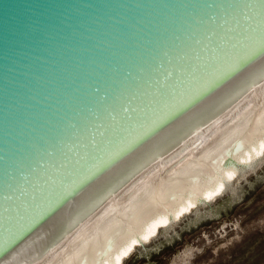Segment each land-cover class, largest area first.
<instances>
[{"label":"water","instance_id":"water-1","mask_svg":"<svg viewBox=\"0 0 264 264\" xmlns=\"http://www.w3.org/2000/svg\"><path fill=\"white\" fill-rule=\"evenodd\" d=\"M260 3L0 0V264H92L264 133L258 57L66 197L41 167L63 143L76 142L70 160L89 134L106 143L92 126L112 109L142 117L149 97L138 89L162 86L165 72L187 83L195 57L184 53L207 55L200 41Z\"/></svg>","mask_w":264,"mask_h":264},{"label":"snow or ice","instance_id":"snow-or-ice-1","mask_svg":"<svg viewBox=\"0 0 264 264\" xmlns=\"http://www.w3.org/2000/svg\"><path fill=\"white\" fill-rule=\"evenodd\" d=\"M239 8L238 15L226 19L218 25V30L205 37L207 44L199 42L207 55L203 51L198 56L196 51L184 53V57H195L189 62L187 71L190 79L187 83L178 87L173 82L175 72H165L162 86L157 82L155 88L138 89V92L142 91L144 96L149 97L144 115L129 120L127 113L132 109L122 105L124 116L117 119L113 115L115 109H112L107 116L106 126H92L97 132L105 127L106 143L96 142L95 136L89 134L85 138L83 154L76 159L70 160L76 142H62L64 150L60 158L41 165L48 170L49 175L45 177L48 183L53 188L59 186L61 195L66 197L77 185L91 180L94 172L105 170L113 160L134 148L147 135L186 111L230 72L258 57L264 58V3L245 4ZM241 21L248 26L246 30H238ZM125 120H128L127 124ZM109 132L112 133L110 137ZM32 207H35V201Z\"/></svg>","mask_w":264,"mask_h":264},{"label":"rangeland","instance_id":"rangeland-1","mask_svg":"<svg viewBox=\"0 0 264 264\" xmlns=\"http://www.w3.org/2000/svg\"><path fill=\"white\" fill-rule=\"evenodd\" d=\"M261 154L252 165H238L218 195L199 200L160 226L148 242L135 244L122 264H264Z\"/></svg>","mask_w":264,"mask_h":264},{"label":"bare ground","instance_id":"bare-ground-1","mask_svg":"<svg viewBox=\"0 0 264 264\" xmlns=\"http://www.w3.org/2000/svg\"><path fill=\"white\" fill-rule=\"evenodd\" d=\"M262 151H264V133L235 152L181 196L143 221L92 264H122L123 258L129 255L135 244L148 242V238L160 226L167 224L170 218H177L182 213L190 210L199 200L206 201L218 195L226 187V184L234 178L238 165H252Z\"/></svg>","mask_w":264,"mask_h":264}]
</instances>
